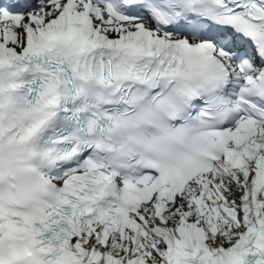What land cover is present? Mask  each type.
<instances>
[{
  "label": "snow or ice",
  "instance_id": "snow-or-ice-1",
  "mask_svg": "<svg viewBox=\"0 0 264 264\" xmlns=\"http://www.w3.org/2000/svg\"><path fill=\"white\" fill-rule=\"evenodd\" d=\"M0 264H264V0H0Z\"/></svg>",
  "mask_w": 264,
  "mask_h": 264
}]
</instances>
